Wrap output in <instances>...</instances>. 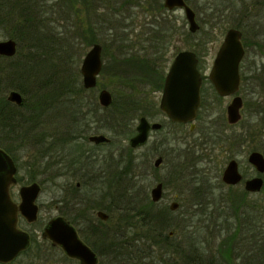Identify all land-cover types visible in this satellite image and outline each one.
Wrapping results in <instances>:
<instances>
[{"label":"trees","instance_id":"16d2710c","mask_svg":"<svg viewBox=\"0 0 264 264\" xmlns=\"http://www.w3.org/2000/svg\"><path fill=\"white\" fill-rule=\"evenodd\" d=\"M185 1L191 3V0ZM175 11L165 9L163 0H0V29L12 30L11 36L18 41L19 50L27 47L24 55L18 50L13 58L0 56V147L17 162L19 150L32 143L37 149L36 154L29 156L28 163L33 180L42 174L57 179L64 170L83 165L85 159L88 169H92L96 163L85 158L80 139L103 132L110 133L112 138L128 139L135 133L133 123L137 117L151 115L150 109L160 112L147 92L141 97V89H162L166 54L176 32L177 21L172 16ZM135 17L150 19L145 22L149 29L143 32L145 37L139 45L126 33L130 24L135 23ZM203 29L204 26L194 34L186 31L184 36L188 48L198 56L205 47V39L209 38L208 33H205L206 38L199 35ZM69 32L70 38L66 36ZM72 34L79 41L72 40ZM76 42L82 48L95 42L103 44L101 74L107 75L112 84L111 106H100L91 95L96 88L83 87L80 70H77L81 56L75 57ZM259 82L264 88V80ZM247 83L243 80L242 87ZM9 90L23 95L21 106L6 99L4 93ZM61 117L65 118L66 125L59 132ZM48 124H52L50 130ZM71 144L76 146L64 156L56 150ZM184 144V153L174 149L179 160L173 173L175 178L181 173H184L183 179L191 176V192L196 198L193 206L199 212L188 210L182 214V223L177 222V225L171 221L172 211L156 209L158 203H154L144 189L137 157L130 147L126 160L119 161L122 169L109 168L101 180L92 176L93 188L81 180V189L95 192L97 197L95 203L90 198H80L79 205L86 203L88 209V201L91 206L94 203L93 209L105 211L111 222L116 210H121L118 222L115 220L117 224L112 226L102 220L95 223L82 209L71 220L72 224L79 220L88 227L89 234L81 229L77 231L97 253L99 264H106V259L110 264H189L191 252L193 262L192 258L197 255V233L188 232L183 240L179 233L188 231L197 217L215 226L221 214L213 212L204 217L205 189L202 181L196 180L204 138L201 142ZM164 187H168L167 182ZM31 248L32 244L22 255H29ZM60 251L62 259L79 264ZM256 258V264H264V253ZM31 260L32 264L50 262L38 255L31 256Z\"/></svg>","mask_w":264,"mask_h":264},{"label":"rangeland","instance_id":"374dc122","mask_svg":"<svg viewBox=\"0 0 264 264\" xmlns=\"http://www.w3.org/2000/svg\"><path fill=\"white\" fill-rule=\"evenodd\" d=\"M208 2H211V0H198V1L196 0L195 4H197V7L202 8L204 6H208L207 5ZM192 7L194 8V6ZM172 16L176 17V21H177L176 32L174 33L172 44H170L171 46L169 47V50L166 54V57L168 58V60L166 62L165 74L174 56L179 51L189 50L188 43L184 42L185 33L186 31H189L188 23L186 21L184 12L181 10H176L175 12H173ZM149 20H150L149 18L139 17L136 19L135 17L134 18L135 23L133 24L135 27L128 29L127 30L128 32H126L130 34V37L133 40H135L137 45H139V43L145 37L143 32L149 29L148 25H145V22H149ZM129 21H132V19ZM230 21L228 22V27L224 29V32L222 31V29L220 30V28H218L217 26L212 27L211 24H208L207 27L204 25H201V27L204 26L205 28L199 32V35L205 36V33H208L207 37H209L205 39L206 41L205 47L202 49V52H201V55H204L203 56V63H204L203 72L205 73V75H208L209 69L212 65L215 55L223 41L226 30L229 28V26H231V23H233L232 21L231 22ZM200 22L201 21H199V23ZM11 31L12 30L9 31L7 28L0 29V41L7 40L10 38L14 39L18 45L17 46V52H18L19 43L15 38L11 36L13 33ZM66 36L70 38L71 33L69 32ZM73 36L74 37L72 38V40L75 38V35ZM75 41H79V40H75ZM175 45H177V48H174ZM89 48L90 46L86 48H82L80 47V44H77L76 42L75 57L78 58L81 56L80 62L77 65V70H80L81 61L85 53L89 50ZM26 50H27V47L23 46V48L20 49L19 51L21 52V55H24L27 53ZM15 56H17V53ZM262 62L264 63V57L262 58ZM98 83L99 85L93 91V93H91V95H93L98 100L99 91L101 89H107L111 92L113 96V90L111 89L112 84L110 82L109 77H107V75L101 74L98 78ZM257 84H258V81L253 82L252 87L255 86L256 93L252 97L254 101L262 102V104L264 105V89L259 86L256 87ZM141 90H142L141 97H143V95H145L144 93L147 92V95L149 96V98H151V100H153L156 103V106L159 108L158 105H159V101L161 98V90L156 91L154 89H149V88L141 89ZM203 90H204L203 92L204 94L209 93L210 84L208 80L204 81ZM10 91L11 90L7 92L5 91L4 93L5 97H7ZM242 94L244 93L242 92ZM242 94L241 96H243ZM230 101L231 100L229 99H222L219 103L216 102L217 104L212 109V112H213L212 119L222 118L221 120L224 124L223 134L225 136L232 137L242 132L243 130L242 124L244 125L246 120L240 126L238 125L236 127H232L228 124L226 120V107L230 103ZM140 117H142V115L137 117V119L133 123L135 133L132 136L136 134V126L138 124ZM260 118H261L260 115H254L251 119L248 120V122H250L251 125H254L255 123H259ZM147 119L150 122H162L164 124H167L166 128L165 130H162L161 132H157V133L152 132L150 134V138L147 144L142 147L132 149L133 150L132 153L135 157H137L136 162L139 167L138 172L141 173L143 176V186L149 195H150L151 189L156 185V183L158 182L168 183V187H164L163 198L160 202H158L156 209H158L159 207L169 209V205L173 201H177L179 203V208L173 212V215L171 217L172 219L171 221H174V223L177 225V222L182 223V220H183L182 214L188 213L187 212L188 210H190V212H193V213H195L196 211L199 212V210L194 208L193 206V203L195 202L196 198L191 192V187H192L190 184L191 179H192L191 176L188 175L186 179H183L184 173H181L180 175H178L177 178H175L174 173H173L174 166L175 164H177L176 162L179 160L178 158H176L177 156L176 153L177 151L184 153L183 150L185 149V146H186L184 143L181 142L182 141L181 139H179V142H178L174 140L173 138H175L176 136L182 137L183 133L185 132V130H188V128L186 127V129L184 130V129H180L177 127L176 128L169 127L168 121H167L168 119L166 118L164 113L153 114L152 116H149V117L147 116ZM60 123L62 124V127L59 128L60 130L59 132H62L63 127L66 125L64 117H61ZM51 126L52 124L51 125L48 124L49 130ZM170 131L175 134H172ZM91 135H105L106 137L110 139V141L108 143L96 145L89 141V136ZM87 136H88L87 138H84V139L82 138L79 140L80 142L79 145L82 146V151H84L83 153H85V158H88L89 161H94L96 163L95 166L92 169H88L87 164H86V159H85L83 165L79 167H71L67 169L66 171L64 170L62 172L63 175L54 180L50 179L47 174L37 175L35 180L31 178L32 172H31V169L28 168V163L30 161L29 156L31 154L33 155L36 154V150H37L32 143L28 144L25 148L20 149L19 152L17 153V155L19 156L18 161L15 162L18 168L17 175H16L17 184L12 186V190H14V201L17 203L19 202L18 190H19V187L22 185L24 186V185L31 184L33 182H38L41 185V193L37 199V204L40 207L38 220L35 223H31V224H29L23 219L19 220V227L29 232L32 235L33 242H32L31 251L29 255L20 256L14 264H19V262H23V264H32L33 261L31 260V256H34V255L42 256L44 257V260L48 259L50 261L49 263H52V264H76L75 261L70 262V261H65L64 259H62L60 249L51 246V244L48 241L44 240L41 237L42 229L49 218L56 217V215H59V214L66 217V219L71 222L74 216L78 214L79 209H82L84 213L87 212L88 217H92L95 223H98L100 221V219L97 217L96 214L98 211H103V210H98L97 208L93 209V206L95 203L94 198L95 196L97 197V193L95 194V192H92V191L88 192L86 189H81V180H84L85 182L88 183L90 187L93 188V184L91 183L92 176H94L95 178L97 177L99 180H101L102 176L104 177L106 176V172L108 174L109 168L110 170L111 168H115L116 170L122 169L121 167H119V164H120L119 161L126 160L127 153H128V147H130L129 140L132 137L131 136L128 139L125 138L124 136L123 137L116 136L112 138L111 134L108 132L96 133V134L92 133ZM194 137L195 138L198 137V132H196ZM191 140L187 143L192 144L193 141ZM157 142L162 143L160 147H156ZM222 145L226 149V144H222ZM74 146H76V144H71L69 147L59 146V148H57L56 150H59L61 155L64 156V153L68 154L69 152H71L72 149H74ZM250 146H251L250 149H247L246 147L245 150L243 149L244 151L239 152L237 154H232V149L229 150L231 151V153H224L220 149L219 150L216 149L213 152V155L211 156V158L209 157L207 158L205 156V153L207 152V150L203 148V151L201 154L202 158H200L202 161L201 165L196 167V169L198 170V176H196V180H199L200 182L202 181L204 185L203 187L206 190V196L205 198H202V199L206 201L207 203H209V209H208L209 211H212V210L214 211L215 209L219 207L221 208L225 206L223 204L224 197L221 196V195H224V193L226 196L230 195L228 197V200L232 199L231 196L236 197L238 192L241 193L240 191L241 188H235L232 191H228V189L222 187L220 184L222 171L225 168L229 158L231 157L230 155H232V158H235L239 162L240 170L244 174H246L247 176L258 175L254 171L253 167L248 163L247 157H248L249 152L254 148H256L255 149L256 151H260L261 153L264 154V129L261 132L260 138L256 141L251 142ZM217 147H219V145ZM172 149H178V150L175 151V154H173L174 152L172 151ZM158 157L163 158V164L159 169L154 167V161ZM208 162L210 164H208ZM81 167L83 169L80 170ZM188 173L189 172H187L186 174ZM77 184H79V186H77ZM262 197L263 196H261V199H263ZM80 198H87V199L90 198V200L91 201L93 200L94 203L91 206L90 205L91 202L88 201L89 207L87 209L85 205L86 203H83V205L78 204L80 202L79 201ZM253 199L255 200L256 207L259 206L260 205L258 202V200L260 199L259 196L258 195L254 197L250 196L248 198V201L253 200ZM115 205L119 206L117 202H115ZM200 212H202V210H200ZM217 213L221 214L219 210H217ZM259 214L260 216L264 215L263 209L260 211L256 210L255 216ZM120 215H121V210L118 209L116 210L114 214V218H112L113 223L108 220L103 223H107L108 226H112L114 224L116 225L117 223L115 222V220L117 219V222H118V219H119L118 217ZM204 217H207V214L205 212H204ZM259 220L263 221V217L261 218L256 217V222H259ZM74 221L76 224H73V225L75 226L76 229L78 230L81 229L86 234H89L88 227L81 224L79 220L78 221L74 220ZM192 221H193L192 225L188 227V231L184 230L183 232L181 231L179 233L180 240L181 239L183 240L184 235L185 234L187 235L188 232L197 233L198 238L205 237V235L208 234L209 231L201 228L203 224L208 225L206 222L204 223L202 219L200 220L199 217L194 218ZM221 221H223L222 215H221ZM187 223L188 222H186V224ZM49 263H44L42 261H39V262L36 261L33 264H49ZM105 263L110 264L108 259H106Z\"/></svg>","mask_w":264,"mask_h":264},{"label":"water","instance_id":"95a60500","mask_svg":"<svg viewBox=\"0 0 264 264\" xmlns=\"http://www.w3.org/2000/svg\"><path fill=\"white\" fill-rule=\"evenodd\" d=\"M163 5L168 11L175 9L183 11L191 33H196L200 29L195 11L185 0H163ZM17 46V42L11 38L0 41V56L14 57ZM243 55L241 33L229 29L209 74V80L220 96L233 95L239 91L241 82L239 64ZM197 63L198 58L194 51L182 50L174 57L167 71L160 109L174 122L188 123L196 119L202 85ZM103 65L102 46L100 43H94L83 57L80 66L82 85L85 89L97 87ZM6 99L17 106H21L24 102L23 95L17 90H11ZM98 101L101 107L107 108L111 106L113 96L109 90L101 89ZM241 106V98L235 97L227 108L229 123L234 124L240 120ZM194 126L192 123L191 129H194ZM160 128L159 123L151 124L145 117L139 118L136 134L130 138L129 146L132 149L144 146L148 142L150 131ZM89 141L101 144L109 142V138L105 135H91ZM248 160L258 172H264V157L260 152H252ZM162 164V157L155 159V168L161 167ZM17 171L13 158L0 147V264L13 262L31 244L30 234L18 228L19 214L28 223H34L38 219L37 199L41 193V185L38 182L20 188L18 204L11 199L10 189L17 183ZM222 179L228 185H236L241 181L242 176L235 160L228 163ZM262 185L263 180L255 178L246 182V189L255 192L259 191ZM163 194L164 185L158 182L151 189V200L158 203L162 200ZM178 208L177 201L169 205L171 211H176ZM96 215L102 221L109 219V215L104 211H98ZM169 235L172 236L173 233L170 232ZM41 237L49 240L53 247H59L68 258L77 260L79 264H99L97 253L81 239L76 228L62 216L51 218L43 227Z\"/></svg>","mask_w":264,"mask_h":264},{"label":"flooded vegetation","instance_id":"af4514ba","mask_svg":"<svg viewBox=\"0 0 264 264\" xmlns=\"http://www.w3.org/2000/svg\"><path fill=\"white\" fill-rule=\"evenodd\" d=\"M195 2L196 0H191V3L189 4L187 2L186 3L195 11L196 19L200 28L201 25L207 27L208 24H211L212 27L217 26L218 28H220V30L222 29V31L224 32V29L228 27V22L231 20L233 23H231V26H229V28L226 30L224 38L229 29H235L241 33V43L244 49V55L239 64V74L241 80L239 91L233 95L220 96L216 92L213 84L210 82L209 74L214 65L218 51L209 69L208 75H205V73L203 72L204 55H200V56L197 55L198 58L197 68L201 74L202 85L200 91V107L198 109L196 119L193 122H188V123L174 122L166 115L165 112H163L160 109V101L158 105L159 108L156 106L160 112H155L154 109H150L151 113L152 112L153 113L149 116H152L153 114L164 113V115L168 119L167 121L169 127L171 128L177 127L184 130L187 127L188 130H185L182 137L176 136L175 138H173L178 142L179 139L182 140L181 141L182 143L189 142L191 139H192L191 141L194 142L196 141L201 142L203 141L204 138L205 144L202 146L205 150H207V152L205 153V156L207 158L208 157L211 158L213 152L216 149L218 150L220 149L224 153H231V151L229 150L232 149V154H237L239 152L244 151L246 147L247 149H250L251 147L250 143L258 140L261 136L262 130L264 129V105L262 104V102L258 101L259 102L258 103L257 101H254L252 97L256 93L255 86L252 87L253 82L258 81L256 87L257 86L261 87L259 81L264 80V63L262 62V58L264 57V0H211V2H208L207 4L208 6H204L202 8L197 7V4H195ZM192 6H194V8ZM198 19L199 21H201L200 22L201 24L199 23ZM133 24L134 23L130 24L128 29L134 28L135 26ZM188 29H189V25H188ZM95 43H100V42H95ZM92 45L90 46V48L92 47ZM101 46H102V55H103V44H101ZM166 75L167 72L164 76V81ZM205 80H208L210 84V91L208 94L203 93L204 92L203 83ZM243 80L248 81L247 86L244 85L242 87ZM164 81L161 89V96L164 87ZM242 92L244 94H242ZM240 93L243 96H241ZM235 97H240L242 101V106L240 109L241 118L236 123L231 124L229 123L227 108ZM222 99L231 100L226 107V120L230 126L232 127H236L238 125L240 126L246 120L244 125L242 124L243 127L242 132L239 133L238 135L232 137L225 136L223 134L224 124L221 120L222 118L212 119V115H213L212 109L217 104L216 102L219 103ZM254 115H260L261 118L259 123H255L254 125H251V123L248 122V120L251 119ZM142 117H145L147 119L146 116H142ZM150 123L151 124L159 123L161 124V128L158 130H151L149 133V138L152 132H156V133L161 132L162 130H165L167 125L162 122H150ZM192 123L195 125L194 129H191ZM196 132H198L197 138L194 137ZM171 133L175 134L173 132ZM207 139H210V142L206 141ZM161 144H162L161 142H157L156 147H160ZM222 144H226V149L223 147ZM218 145L219 147H217ZM255 149L256 148L252 149L249 152L248 157L252 152H260V151H256ZM172 151L174 152L173 154H175V150L172 149ZM261 154L264 157V154L263 153ZM230 156L231 157L229 158L225 168L222 171L220 184L222 187L228 189V191H232L235 188H241L240 190L241 193L238 192L236 197L231 196L232 198L231 200H228V197L230 195L226 196L225 193L224 195H221L222 197H224L223 204L225 206L221 207L223 209L219 207L214 211L213 210L209 211L208 210L209 203L205 201L204 204L205 213L209 215L210 213L214 212L215 214L218 215L219 213H217V210H219L222 215L223 221H221V217H220L218 221L215 223V226L212 225L203 226V229L204 230L206 229L209 232L207 235H205V237H201L196 241L197 246L195 252H197V255H195L194 260L192 258L193 262H191L192 252L189 254L190 257L189 264H256L257 261L256 256L264 253V215L260 216L259 214L255 216L256 210L260 211L263 209L264 211V172L263 173L258 172V170L249 162L247 157L248 163L253 167L254 171L258 174V175L247 176L240 170L239 162L235 158H232V155ZM231 160H235L238 163V170L242 176L241 181L236 185H228L222 179L223 173L228 163ZM208 164L210 163L208 162ZM255 178H261L263 180V185L261 189L255 192L247 190L246 182L248 180ZM22 186H20L18 190L19 202H20L19 191ZM77 186H79V184H77ZM10 195L13 202H15L14 190H12V187L10 189ZM256 195H258L260 198L258 200L260 205L257 207L254 199L248 201V198L250 196L254 197ZM205 196H206V190H205ZM261 196H263L262 197L263 199H261ZM39 211H40V207H39ZM56 216L64 217L63 215L60 214ZM256 217L259 218L263 217V221L259 220V222H256ZM38 218H39V214H38ZM64 218L66 219V217ZM21 219L25 220V218L21 214H19L18 227H19V220ZM50 219L51 218H49L48 221ZM30 239L32 243L31 234H30ZM22 254L20 256H22Z\"/></svg>","mask_w":264,"mask_h":264}]
</instances>
